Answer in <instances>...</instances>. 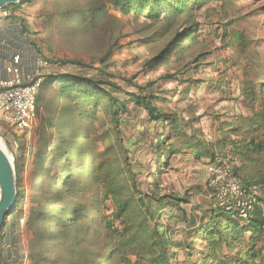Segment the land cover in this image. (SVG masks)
<instances>
[{"label": "rangeland", "instance_id": "374dc122", "mask_svg": "<svg viewBox=\"0 0 264 264\" xmlns=\"http://www.w3.org/2000/svg\"><path fill=\"white\" fill-rule=\"evenodd\" d=\"M32 2L38 6L42 18L36 33L37 45L44 58L52 63H49L50 67L56 72L90 77L104 88H113L114 95L127 103L129 114L121 115V144L126 151L121 153L114 138L97 142L109 128L104 102L99 100V121L86 120L84 115L78 116L69 102L59 97L56 84L39 104L36 121L30 128L18 130L0 122V138L18 172L20 203L14 209L21 213L18 252L32 264L28 255L35 242L33 228L40 223L28 224L30 209L45 189H60L55 185L57 179L48 176L49 167L46 166L49 165L37 163V154L46 147L53 150V143L59 144L62 152H67L65 164L72 172L67 178L68 186L66 183L64 188L67 186L68 192L84 190L76 201L82 204L85 213L73 227L60 223L52 225V231L63 228L66 234L55 241L47 236L40 249L44 256L64 264L71 261L97 264L105 255L103 245H114L111 239L104 237L107 232L103 230V224L110 221L117 200L110 198L104 205H97L101 193L93 172L97 162L107 160L115 168H122L120 178L125 182L128 196L136 198L150 193L156 189L154 182L179 197L188 194L189 202L182 205L184 216L179 209L166 206L160 210L158 222L167 228V236L180 244L173 250L175 256L171 263L197 264L203 257L202 252L208 254L209 248L201 238L195 237V228L206 219L205 209L217 201L206 186L216 177L222 180V169L217 168L219 173H214L208 158L207 163L201 160L204 166L200 165V168L205 170V175L199 178L195 177L197 169L189 168L192 165L186 160L182 164L172 161V169L166 173L154 168L147 146L160 131L162 123H146L144 113L138 118V109H134L129 95L150 93L153 103L179 119L187 133H195L201 140L211 142L223 165L235 166L243 180L255 181L264 176V154L254 155L245 148L237 150L239 146L229 144L230 138H250L256 133L246 135L243 129L234 133L227 126L260 110V102L250 103L245 99V93L252 86H259L257 92L264 97V0L209 1L200 8L194 6L177 14L168 11L155 20L122 14L109 0ZM8 8L14 12L12 7ZM177 33H189L190 37L175 39ZM165 49L168 52L163 54ZM173 74L176 79L165 77ZM148 85L150 87L142 90L138 88ZM138 120H143V125L138 126ZM173 135L170 142L179 150H187ZM130 138L134 145L128 142ZM110 144L113 147L104 155L94 153V149L103 152ZM223 152L227 158L221 157ZM176 155L180 157V154ZM125 156L133 172V188H130L131 175L123 170ZM39 176L43 179L35 181ZM193 180L199 183L196 185ZM223 182L224 179L216 185V194L222 193L226 186ZM41 183L44 188L38 187ZM256 195L261 198V201L255 200L256 205L264 213V187H260ZM72 202L75 200H67L68 204ZM153 206L157 207V203ZM156 217L154 214L155 220ZM114 223L115 228L122 229L117 221ZM148 223L152 226L154 220L148 218ZM246 236L235 242V250L247 246ZM263 241L261 237L255 247L259 248ZM141 248L135 245L129 252L132 261L140 259L138 251H143ZM222 252L225 257L238 253L232 254L226 248ZM229 252L232 255H228ZM102 264H118L117 258L110 256Z\"/></svg>", "mask_w": 264, "mask_h": 264}, {"label": "trees", "instance_id": "16d2710c", "mask_svg": "<svg viewBox=\"0 0 264 264\" xmlns=\"http://www.w3.org/2000/svg\"><path fill=\"white\" fill-rule=\"evenodd\" d=\"M32 1L34 0H22L17 4H11L7 7H12L15 10L21 5ZM209 1L219 2L222 0H109V3L122 14H133L155 20L166 15L168 11L172 14H177L194 6L200 8ZM182 37L183 39H188L190 34L177 33L175 39H182ZM169 46H171V43ZM167 52L165 49L163 54ZM45 60L48 61L46 58ZM48 63L52 64L51 62ZM47 70L48 73L38 76L41 78V83L36 94L37 112L39 106H41L39 104L46 97V93L55 84L57 85L55 91L59 93V97L63 98L64 102H69L73 110L78 112V116L84 115V119L86 120L94 119L99 121V100H101L104 102L103 110L108 113L106 124L109 125V128L97 142L101 140V143H103L110 138H114L116 143L122 148L119 147L120 153L122 151L126 152L123 150L121 144L120 123L123 121V118H121L122 113H125L124 116H128L129 111L126 107L127 103L114 95L113 88H104L98 80L90 77L79 76L65 71L56 72L53 67H49ZM165 77L176 79L175 74ZM148 87L150 86H138L141 90ZM258 89L259 86H252L245 93V99L250 103L260 102V110L250 116L241 117L240 122H230L227 126L234 133H238L239 129H243L246 135L250 132H255L256 134L250 138H230L229 144L234 147L239 146L237 150L245 148L247 152L254 153V155H263L264 135L261 134L264 133V97L260 96V92H257ZM129 96H131L129 101L134 103V109H138V118L144 113L146 123L159 125L162 123L160 131L157 132L155 138H151L150 144L147 146L152 157L150 162H152L154 168L158 169V171H162L161 173L166 172L171 165L172 157L176 154L186 153H189L190 157L194 160H205V163H207L206 158H208V165L210 166H224L213 151V144L211 142L201 140L195 133H187L184 130L186 126L182 125L179 119L153 103L152 100L154 98L150 93L138 96L130 94ZM74 105L78 106L75 107ZM142 123L143 120H138V126H141ZM167 131H169V134L166 135ZM172 134L177 137V143L186 147L189 150L188 152L182 149L179 150L176 144L170 142ZM222 141L221 143L224 144V140ZM128 142L130 145L135 144L132 138L128 139ZM51 147H53V150H48V147H46L45 151L37 154V163L42 165H46L47 163L49 165L46 166L49 167L47 171L48 176L52 179H57L55 185L60 187V189H45L41 198L36 199L34 207L30 209L28 224L40 223V226L36 224L33 228L35 242L28 255V259L32 264H64L58 259L44 256L40 251L42 243L47 236L52 241L65 237L66 231L63 228L52 231V225L60 223L63 226L68 225L69 227H73L84 217L85 213L82 204L76 201L84 190L68 192L67 178L72 170L65 164V161H68L67 152H62L59 144L54 145L52 143ZM112 147L113 144H110L104 148L103 152H95L94 149V153L102 156ZM221 157L227 158L226 152H223ZM227 161L230 163L229 160ZM123 163L125 166L123 170L131 175L130 188H133V172L128 167L129 164L126 163V156L123 159ZM77 168L81 169L79 166ZM232 168L230 167V174L226 183L233 180L234 183L240 185L241 189L246 190L247 194H238L236 200L231 198L222 205L216 201L211 204L212 206L205 209L204 215L206 219L197 225L194 235L205 242L209 248V252L208 254L202 252L203 257L197 264H264V241L259 248L255 247L256 242L261 237L264 239V213L255 202V200L261 201V198H257L256 194L260 187H264V176L258 177L255 181L243 180L238 175L237 168L235 166ZM121 170L120 166L115 168L107 160L97 162L96 167H94L95 181L101 193V199H99L97 205H104L105 201L110 198L117 200V207L112 211L110 221L103 224V230L107 232L104 233V237L111 239L114 245H103L105 255H103L102 262H98L97 264H102L110 256H115L118 264H172L170 260L175 256L173 250L179 247L180 244L167 236L168 230L159 223L158 216L161 215L159 213L160 210L166 206L179 209L184 216L182 205L189 202L186 199L188 194H184L185 197H179L174 193L166 192L165 187L154 182L153 185L156 189L151 190L150 193L140 194L136 198L128 196L125 182L123 183L120 178ZM51 171L52 173H50ZM15 172L17 187L16 205H18L20 203V192L18 190L17 167H15ZM42 179L43 177L39 176L35 181ZM66 183L67 186L64 188ZM38 187L44 188L45 185L41 183ZM206 187L214 197L217 192L216 187L209 185ZM194 189L197 190V188ZM250 190H255L256 194H252ZM196 192L199 191L197 190ZM206 192L209 194L208 191ZM249 193L251 196H248ZM68 199H74L75 202L68 204ZM145 200L147 201L145 202ZM153 203H157V207H154ZM245 203L250 204L251 208L249 209ZM242 211L247 213L246 218H242ZM154 214L157 216V221L154 218ZM138 216L140 220H138ZM148 218L154 220L152 226L149 225ZM115 221L122 226V229L113 226ZM57 234L59 235L58 237H56ZM242 236L247 237V246L243 250L239 251V247L235 250V242ZM135 245L141 246L143 251H138L140 259L134 262L131 260L129 252ZM223 248L232 251V254L236 251L238 253L225 257L222 252ZM232 254L228 253V255ZM66 264L79 263L71 261Z\"/></svg>", "mask_w": 264, "mask_h": 264}, {"label": "crops", "instance_id": "0c3cea01", "mask_svg": "<svg viewBox=\"0 0 264 264\" xmlns=\"http://www.w3.org/2000/svg\"><path fill=\"white\" fill-rule=\"evenodd\" d=\"M41 19L40 10L34 2L21 5L9 17L0 14V82L11 79L14 77V73H17V76L24 82L36 75L48 73L47 69L49 68L41 66V61L45 58L37 45L36 38ZM15 57L18 58L17 63L13 61ZM188 151L186 150V152ZM172 158L171 163L174 160L178 164H182L184 160L190 162L192 166L189 168L197 169L195 177H204L205 170L200 168V165L204 166L201 164V160L192 159L189 153L180 154V157L176 155L173 160ZM171 165L166 172L172 169ZM193 182L196 185L199 183L197 180H193ZM19 222H21V213L17 210L8 215L4 221L0 232V264H28L24 254L18 252L17 249V236L21 233Z\"/></svg>", "mask_w": 264, "mask_h": 264}, {"label": "built area", "instance_id": "2783aa9c", "mask_svg": "<svg viewBox=\"0 0 264 264\" xmlns=\"http://www.w3.org/2000/svg\"><path fill=\"white\" fill-rule=\"evenodd\" d=\"M0 14L4 17H9L11 16V11L6 6L0 11ZM13 61L17 63L18 58L15 57ZM41 66L43 68L50 67L45 59L41 61ZM38 76L36 75L24 82L17 76V73H14V77L11 79L0 82V122L18 130L28 129L34 124L37 117L36 94L41 83V78ZM212 167L214 173H219L217 168L222 169V180L224 179L223 183L226 185L222 188V193L214 196L221 205L228 202L231 198L236 200L238 194H247L246 190L241 189L240 185L234 183L233 180L229 181L231 185L226 183L230 174L229 166ZM222 180L216 177L211 182H208V185L216 187L217 184L222 183ZM250 191L252 194L256 193L255 190ZM248 196H251V194L249 193ZM245 204L249 209L251 208L250 204ZM246 214V212L242 211V218H246Z\"/></svg>", "mask_w": 264, "mask_h": 264}, {"label": "water", "instance_id": "95a60500", "mask_svg": "<svg viewBox=\"0 0 264 264\" xmlns=\"http://www.w3.org/2000/svg\"><path fill=\"white\" fill-rule=\"evenodd\" d=\"M22 0H0V11L11 4ZM16 172L11 157L5 148L0 146V232L6 217L16 207Z\"/></svg>", "mask_w": 264, "mask_h": 264}, {"label": "bare ground", "instance_id": "6f19581e", "mask_svg": "<svg viewBox=\"0 0 264 264\" xmlns=\"http://www.w3.org/2000/svg\"><path fill=\"white\" fill-rule=\"evenodd\" d=\"M0 146H1L2 148H5V147H4V144H3L2 140H1V138H0ZM7 154H8V153H7Z\"/></svg>", "mask_w": 264, "mask_h": 264}]
</instances>
